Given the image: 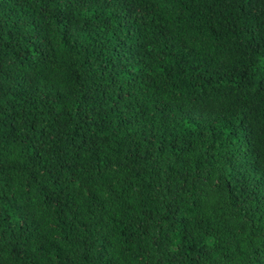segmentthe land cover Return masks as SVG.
<instances>
[{
    "label": "trees",
    "instance_id": "obj_1",
    "mask_svg": "<svg viewBox=\"0 0 264 264\" xmlns=\"http://www.w3.org/2000/svg\"><path fill=\"white\" fill-rule=\"evenodd\" d=\"M0 264H264V0H0Z\"/></svg>",
    "mask_w": 264,
    "mask_h": 264
}]
</instances>
